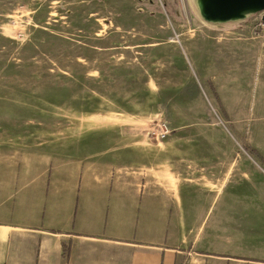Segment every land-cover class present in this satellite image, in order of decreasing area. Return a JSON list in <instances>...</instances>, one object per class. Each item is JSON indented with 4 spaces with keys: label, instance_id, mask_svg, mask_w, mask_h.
<instances>
[{
    "label": "rangeland",
    "instance_id": "374dc122",
    "mask_svg": "<svg viewBox=\"0 0 264 264\" xmlns=\"http://www.w3.org/2000/svg\"><path fill=\"white\" fill-rule=\"evenodd\" d=\"M263 15L206 20L199 0H0V141H57L100 114L158 142L187 101L217 124L225 154L255 166L227 188L237 180L264 205ZM219 204L201 211L204 228Z\"/></svg>",
    "mask_w": 264,
    "mask_h": 264
},
{
    "label": "crops",
    "instance_id": "0c3cea01",
    "mask_svg": "<svg viewBox=\"0 0 264 264\" xmlns=\"http://www.w3.org/2000/svg\"><path fill=\"white\" fill-rule=\"evenodd\" d=\"M186 105L153 143L100 114L57 141H0V264H264V205L227 188L255 166Z\"/></svg>",
    "mask_w": 264,
    "mask_h": 264
},
{
    "label": "water",
    "instance_id": "95a60500",
    "mask_svg": "<svg viewBox=\"0 0 264 264\" xmlns=\"http://www.w3.org/2000/svg\"><path fill=\"white\" fill-rule=\"evenodd\" d=\"M199 4L206 20H226L240 16L244 10L264 9V0H199Z\"/></svg>",
    "mask_w": 264,
    "mask_h": 264
},
{
    "label": "built area",
    "instance_id": "2783aa9c",
    "mask_svg": "<svg viewBox=\"0 0 264 264\" xmlns=\"http://www.w3.org/2000/svg\"><path fill=\"white\" fill-rule=\"evenodd\" d=\"M169 131L167 124L164 121H160L157 125V128L153 131L154 137L162 138L164 137Z\"/></svg>",
    "mask_w": 264,
    "mask_h": 264
}]
</instances>
